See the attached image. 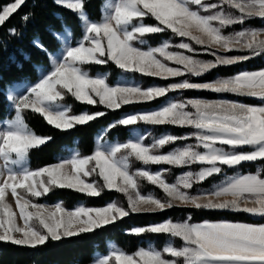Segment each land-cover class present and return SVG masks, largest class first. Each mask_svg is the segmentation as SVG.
Returning a JSON list of instances; mask_svg holds the SVG:
<instances>
[{"label": "snow or ice", "instance_id": "snow-or-ice-1", "mask_svg": "<svg viewBox=\"0 0 264 264\" xmlns=\"http://www.w3.org/2000/svg\"><path fill=\"white\" fill-rule=\"evenodd\" d=\"M55 3L76 14L82 32L75 39L73 27L62 22V30L52 32L61 45L56 53L34 40V46L48 59V69L38 65L35 83L25 80L9 86L7 99L14 116L0 120V242L35 249L49 240L115 226L131 213L163 212L180 206L226 210L264 220V103L201 98L167 101L156 110L126 115L111 123L104 134L121 126L147 124L187 128L191 130L188 135L167 134L145 143V132L137 129L126 142L98 143L91 155L82 156L77 150L56 164L35 170L29 166L32 150L53 138L37 134L27 122V113L31 112L41 115L55 129L67 131L106 115L103 111L73 114L72 106L64 103L67 96L113 111L190 89L264 101V68L240 71L209 83L185 78L147 88L112 84L106 75L94 76L88 70L89 66L111 62L124 73L168 80L202 77L222 66L264 57V27L248 26L255 20L264 24V0H106L98 20L90 18L85 0ZM26 4L27 0L0 4V29ZM35 6H39V0ZM34 18V11L24 13L21 27ZM147 19L155 23H146ZM233 26L241 30L227 32ZM7 33L12 37L23 35L15 26L7 28ZM167 33L181 41L173 45L169 38L158 46L145 47L146 37ZM195 45L214 59H197ZM187 140L195 143L161 151ZM133 161L145 167L133 170ZM245 164L259 167L255 172L225 175L210 191L190 194L195 185L220 176L225 168L239 169ZM151 165L181 169L196 165L199 171H186L169 183L165 173L170 169L152 171L147 167ZM92 177L96 179L90 181ZM143 181L161 189L166 199L142 194ZM54 189H71L89 197H99L105 189L115 190L126 196L127 207L113 201L103 207L81 204L69 210L63 201L53 205L35 202ZM191 220V216L182 221L168 219L131 228L127 233L136 237L163 235L181 241L179 246L169 241L160 249L149 244L129 252L113 243L93 264H264V223Z\"/></svg>", "mask_w": 264, "mask_h": 264}, {"label": "trees", "instance_id": "trees-1", "mask_svg": "<svg viewBox=\"0 0 264 264\" xmlns=\"http://www.w3.org/2000/svg\"><path fill=\"white\" fill-rule=\"evenodd\" d=\"M7 2H9V0H0V4ZM35 2L36 0H27L26 6H23L22 9L10 19V22L6 23L4 29H0V119H10L14 116V110L11 108L10 101L7 99L8 86L23 79L31 81L36 80L38 78V72L36 71L38 65H42L46 70L49 67L47 57L34 46L33 41L38 39L48 47L51 52H57L61 45L56 41L52 32L61 31L62 22L73 27L75 39H79L81 36V24L75 13L58 6L55 3V0H39V6H35ZM102 3L103 0H85L86 11L91 19H100L102 14ZM29 11L35 12V18L26 26L21 27V16ZM146 23L151 24L155 23V21L147 19ZM261 24L262 22L260 20H255L249 26H260ZM14 26L21 29L23 33L22 36L12 37L8 35L7 28ZM233 27L240 28V26ZM169 38L173 40L177 37L171 36L170 33L148 36L145 38L148 41V45H145V47L149 45L155 46ZM73 42H75V40ZM199 54L204 57L208 56L206 53ZM262 67H264V57H256L251 61L240 65L222 66L218 69H214L211 73H206L202 77L188 76V79L193 82H203L206 80H212L215 77L230 76L243 69L252 70ZM88 70L90 74L104 72L110 83H113L120 76L133 78L142 86L148 84L168 85L172 82L171 78L163 80L159 77H148L139 73H124L111 62L105 65L89 66ZM172 93L175 92H170L167 97L158 98L157 100L150 102L124 105L122 108L115 111L106 109L102 105H86L76 101L71 96H67L64 103L72 106L73 114H78L81 111H103L106 113L104 117H100L96 121L90 122L89 125L77 126L75 129L67 131L55 129L54 126L47 124L46 120L39 114L31 112L27 113V122L37 134L53 138L48 144L32 150L29 159V166L34 170L46 164L58 162L71 147H75L76 151L78 150L82 156L90 155L96 144V135L99 133L101 134L102 139H117L125 141L129 137L133 127H139L143 132H145L147 128L150 131L157 133L168 130L177 135H181L185 131H190L187 128L170 125L153 126L138 124L130 127L121 126L104 134V130L107 129L111 123L119 120L123 113L158 106ZM180 95L183 97L196 95L206 98H216L221 96L234 97L231 94H217L206 90L196 89L180 90ZM239 98L249 103L259 102L254 98ZM145 142H148V139H146ZM169 147L170 145L166 146L164 149ZM140 165L139 162L133 161V170ZM164 166L170 169L165 173L168 179H172L185 169L174 168L167 165ZM194 167L197 166L194 165ZM258 167V164H245L243 168L239 169L225 168L224 173L244 174L255 172ZM220 178L221 175L210 178L208 181L197 184L196 186L208 187L219 181ZM92 179L96 178H89V180ZM141 191L150 192L156 196L163 195L161 189L147 183L146 181L141 182ZM60 201H63L64 206L68 208L73 207L79 201L88 206H103L108 202L116 201L120 205L127 207V198L124 194L108 189H105L99 197H89L86 194L71 189H54L46 196L38 198L35 202L54 203ZM188 216L192 217L191 222L193 223L215 220L264 223V220L261 218L253 217L248 214L233 213L226 210H197L190 206L169 208L163 212L131 213L129 217L124 218L123 221H118L115 226H108L107 228L97 230L94 233L64 238L60 241L54 242L49 240L45 245L38 246L35 249L17 246L7 242H0V264H89L95 259L97 253H105L109 250L110 244L113 243L129 252L136 250L138 247H145L149 242H153L158 249L162 248L169 241L173 242L176 246H179L182 243L181 241L167 236L145 234L142 237H136L127 233L129 229L134 227L155 224L168 219L181 221Z\"/></svg>", "mask_w": 264, "mask_h": 264}, {"label": "rangeland", "instance_id": "rangeland-1", "mask_svg": "<svg viewBox=\"0 0 264 264\" xmlns=\"http://www.w3.org/2000/svg\"><path fill=\"white\" fill-rule=\"evenodd\" d=\"M106 2V0H103V3H105ZM205 2H215V0H205ZM103 3H102V5H103ZM102 5H101V11H102ZM150 24V23H149ZM249 26V25H248ZM249 27H264V24H261L260 26H249ZM239 30H241V28H235V27H233V28H230V29H228L227 30V32H231V31H239ZM185 40H186V38H184ZM166 40V39H165ZM164 41V40H163ZM181 41V38H179V37H177L176 39H173V40H171V42H172V44L173 45H175V44H178L179 42ZM159 44H157V45H155V46H158ZM155 46H153V47H155ZM61 47V46H60ZM195 47L197 48V50H198V52H197V55H196V58L197 59H201V60H212V59H214V57L209 53V52H206V51H204L203 50V48L201 47V46H199V45H195ZM173 50H178V51H183V50H179V49H173ZM56 53V52H55ZM199 53H206L208 56H206V57H204V56H201V54H199ZM185 54H188V53H185ZM218 54H223V53H218ZM231 54H233V55H239L240 53H231ZM170 66H174V65H171L170 64ZM262 68H264V67H262ZM259 69H261V68H257V69H252V70H247V69H243V70H241V71H256V70H259ZM238 72H240V71H238ZM237 73V72H236ZM235 73V74H236ZM92 75H105V73L104 72H97V73H95V74H92ZM234 75V74H233ZM231 76V75H230ZM226 77H228V76H226ZM226 77H215L214 79H212V80H206V81H203V82H193V81H190V82H193V83H198V84H203V83H209V82H212V81H214L215 79H217V78H226ZM185 78H187L188 79V76H186V77H183V78H181V77H174V78H171L172 79V82L171 83H177V82H181L183 79H185ZM38 79V78H37ZM37 79L36 80H34V81H31V80H27V79H23V80H20V81H16V82H14V83H17V82H21V81H29L30 83H35L36 81H37ZM14 83H12V84H14ZM116 83H121V84H128V85H138V86H141V87H143V88H147V87H151V86H167V85H157V84H148V85H140L137 81H135L133 78H130V77H125V76H120L118 79H116L112 84H116ZM170 83V84H171ZM11 84V85H12ZM10 86V85H9ZM9 86H8V88H7V95H9ZM192 98H201V99H207V100H218V99H234V100H239V101H241V102H244V103H249V102H245V101H243V100H241L239 97H226V96H221V97H216V98H206V97H202V96H191V97H183V96H181L180 95V90H178V91H175V93H172V94H170L169 95V97L165 100V101H163L162 103H160L158 106H155V107H152V108H148V109H139V110H137V111H127V112H125V113H123L122 115H121V117H120V119L121 118H123V117H125L126 115H130V114H137V113H144V112H149V111H153V110H156V109H158L159 107H161L165 102H167V101H181V100H187V99H192ZM254 99H256V98H254ZM259 102L258 103H249V104H253V105H259V104H261V103H264V101H261V100H259V99H257ZM81 112H84V111H81ZM80 112V113H81ZM79 114V113H78ZM0 120H4V119H0ZM141 130L139 127H133L132 129H131V133H130V135H129V137L125 140V141H120V140H117V139H114V140H108V139H101V134L99 133V134H97L96 135V145H95V147H94V149L98 146V143H103V142H108V143H111V144H115V143H123V142H126L127 140H129V139H131V138H133L134 137V135H135V130ZM191 131V130H190ZM190 131H185L183 134H181V135H177V134H174V133H172V132H170V131H168V130H166V131H162V132H159V133H157V132H152V131H150L148 128L145 130V134H146V136H147V139H148V142H145V143H151L152 142V140L154 139V138H159L160 136H163V135H167V134H170V135H176V136H185V135H188L189 134V132ZM187 143H195V141L194 140H187V141H181V142H177V144L176 145H170V147L169 148H167V149H162L161 151L162 152H167V151H169V150H171V148L172 147H178V146H182L183 144H187ZM94 151V150H93ZM75 153V151L73 150L70 154H68L67 156H65V157H63V158H61L60 160H62V159H64V158H68V157H70L71 155H73ZM93 153V152H92ZM91 153V154H92ZM90 154V155H91ZM60 160L58 161V162H60ZM57 162V163H58ZM54 164H56V163H54ZM49 165H52V163L51 164H49ZM48 166V165H47ZM142 167H145L144 165H140L138 168H142ZM150 170H152V171H157V170H160V169H162V168H168V167H165L164 165H155V166H153V165H151V166H147ZM39 169V168H38ZM137 169V168H136ZM135 169V170H136ZM169 169V168H168ZM186 171H199V166H197V167H194V165L193 166H191V167H188V168H185V169H183L180 173H178L175 177H173L172 179H168L167 178V176L165 175V178L168 180V182L169 183H174L175 181H176V179L180 176V175H182L184 172H186ZM225 175L226 176H228V177H231V176H233V175H235V174H226V173H222L221 174V178H220V180L219 181H217V182H215V183H213L211 186H208V187H201V186H194V189H192V190H189L190 191V194H192V195H197V194H202V193H205V192H207V191H210L212 188H214L215 186H217V185H219L222 181H223V179H224V177H225ZM91 181V180H90ZM142 192V191H141ZM142 194H152V193H150V192H142ZM152 195H154V194H152ZM156 196V195H155ZM156 197H158V198H160V199H166V197H165V194L163 193V195L162 196H156ZM9 199H11V197H9ZM111 202H113V201H111ZM111 202H108V203H106L105 205H103V206H106L107 204H109V203H111ZM114 202H116V201H114ZM37 203H42V204H46V205H53V204H55V203H57V202H54V203H47V202H37ZM117 204H119L118 202H116ZM84 205V206H88V205H85V204H83V202H81V201H79V202H77L73 207H70V208H68V207H66L67 209H69V210H72V209H74L77 205ZM120 205V204H119ZM103 206H88V207H103ZM182 221V220H181ZM163 222V221H162ZM149 244H152V245H154L155 246V244L153 243V242H149L148 244H147V246L149 245ZM112 244H110V246H111ZM147 246H145V247H147ZM156 247V246H155ZM102 253H97V255H96V257L95 258H97L98 256H100ZM93 262H94V260L91 262V263H89V264H93Z\"/></svg>", "mask_w": 264, "mask_h": 264}, {"label": "crops", "instance_id": "crops-1", "mask_svg": "<svg viewBox=\"0 0 264 264\" xmlns=\"http://www.w3.org/2000/svg\"><path fill=\"white\" fill-rule=\"evenodd\" d=\"M95 145H96V144H95ZM73 150L76 152V148H75V147H71V148L69 149V151H68L67 153L64 154L63 157H65V156H67L68 154H70ZM55 163H57V162H55ZM50 164H51V163H50ZM52 164H54V163H52ZM47 165H49V164H46V165H44V166H47ZM44 166H42V167H44ZM42 167H40V168H42ZM37 169H38V168H37ZM34 170H35V169H34ZM244 174H246V173H244ZM218 221H230V220H215V221H210V222H218ZM201 222H204V221H201ZM201 222H196V223H201ZM232 222L253 223V222H245V221H232Z\"/></svg>", "mask_w": 264, "mask_h": 264}]
</instances>
